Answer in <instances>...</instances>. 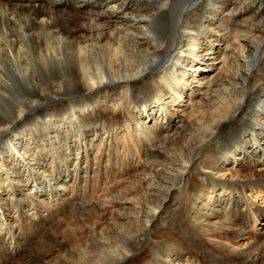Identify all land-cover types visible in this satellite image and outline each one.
<instances>
[{
	"label": "bare ground",
	"instance_id": "1",
	"mask_svg": "<svg viewBox=\"0 0 264 264\" xmlns=\"http://www.w3.org/2000/svg\"><path fill=\"white\" fill-rule=\"evenodd\" d=\"M8 92L0 264H264V0H0Z\"/></svg>",
	"mask_w": 264,
	"mask_h": 264
},
{
	"label": "rangeland",
	"instance_id": "2",
	"mask_svg": "<svg viewBox=\"0 0 264 264\" xmlns=\"http://www.w3.org/2000/svg\"><path fill=\"white\" fill-rule=\"evenodd\" d=\"M85 12V11H84ZM87 16V15H85ZM82 23V22H81ZM12 92V91H11ZM8 92L5 93L4 96L0 95V106H21L23 104H25L26 99L24 98V94H20V92H18L17 94L13 95V93ZM67 90L66 89H61L60 91H58L57 93H53V95L51 96H57V98L55 99L57 101L66 98L67 96L63 95L64 93H66ZM10 93V94H9ZM50 93H46L45 96H50ZM9 97H8V96ZM27 95V94H25ZM5 97V98H4ZM50 98V97H48ZM10 99V100H9ZM6 100V101H5ZM49 99H42V101H39L37 104V106H47V107H51V106H59L58 103H55L53 101L55 100H50ZM3 101V102H1ZM52 101V102H51ZM43 103V104H41ZM41 109H38V111H40ZM116 116H120V112L116 111ZM122 149V148H120ZM131 149L130 145L126 146L125 148L122 149V151L125 152H129V150ZM156 152H162V154H164V151H166L167 149L163 146H156L153 149ZM124 156L123 158L121 157V160L118 162L119 163V171L124 172V175H120L119 178H117V182L118 184L116 185H112L109 188L103 189V185L100 181V184L96 181H93L94 183L91 185V192L93 194V196H97L101 195L102 197H104V194H107L108 196H106V198H110L112 195L117 194L116 191L118 189L124 188V190H128L129 188H134L135 186V180L138 178V174L141 173L140 170L144 167V165H151V160L154 159L155 157V152H151L147 155H143L142 159H141V163L139 165L134 164L130 159L129 156ZM153 156V157H152ZM150 157V159H149ZM126 158V160H125ZM149 162V163H148ZM136 165V166H135ZM246 168H243L240 172L241 176L246 177L249 175V172L245 170ZM100 185V186H99ZM96 186V187H95ZM102 187V188H101ZM97 188V189H96ZM100 188L102 190H100ZM95 189V190H94ZM100 190V191H99ZM98 191V192H97ZM95 194V195H94ZM101 204H106L105 201H101ZM116 206V204L114 202H112L110 205H101L100 210L94 211V212H86L83 215H80L79 213L75 212V209L73 208H67L66 210H61L60 214L58 216L61 217V220L63 223L66 222V220L68 219L69 221H73L76 222L78 226H89L92 225L93 222H95V225H105L108 223L109 221V216H110V211L112 210V208L114 209ZM95 220V221H94ZM262 223H264V217L261 218ZM260 229L261 231H264V225L261 224L260 225ZM47 232L50 234L54 233V228L52 229V227H50V225L46 226ZM248 234H252L255 235V228H253V226H249L248 229ZM60 238V234L57 235ZM39 248V246H38ZM50 256V253H47L46 258H48Z\"/></svg>",
	"mask_w": 264,
	"mask_h": 264
}]
</instances>
